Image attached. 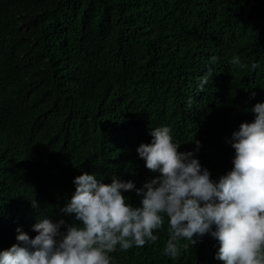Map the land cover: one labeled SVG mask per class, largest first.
Instances as JSON below:
<instances>
[{"label":"trees","instance_id":"obj_1","mask_svg":"<svg viewBox=\"0 0 264 264\" xmlns=\"http://www.w3.org/2000/svg\"><path fill=\"white\" fill-rule=\"evenodd\" d=\"M237 56L247 67L230 63ZM257 103L264 0H0V251L17 228L34 238L41 218L73 223L59 210L81 174L131 181L122 194L138 207L136 189L158 173L136 149L155 127L169 126L178 151L218 180ZM155 234V244L117 247L112 264H222L209 235L172 259L167 223Z\"/></svg>","mask_w":264,"mask_h":264},{"label":"clouds","instance_id":"obj_2","mask_svg":"<svg viewBox=\"0 0 264 264\" xmlns=\"http://www.w3.org/2000/svg\"><path fill=\"white\" fill-rule=\"evenodd\" d=\"M230 63L247 67L238 56ZM258 67L251 64L252 70ZM199 81L204 91L209 76ZM251 111L253 122L240 124L231 136L233 167L218 180L193 158L194 152L178 151L169 126L155 127L151 142L136 149L145 168L158 173L136 189L142 197L138 207L122 194L134 189L131 181L113 176L105 184L94 174H81L73 180L71 199L59 210L74 215V222L41 218L31 239L17 228V243L0 251V264H112L109 254L117 247L127 251L155 244V233L165 223L169 238L163 253L172 259L209 235L219 244L215 259L222 264H264V103ZM195 144L198 151L200 144Z\"/></svg>","mask_w":264,"mask_h":264}]
</instances>
